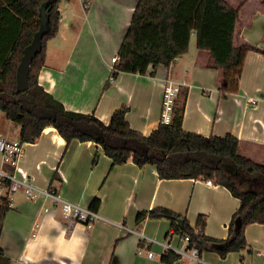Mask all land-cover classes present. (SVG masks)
Here are the masks:
<instances>
[{"label":"crops","instance_id":"0c3cea01","mask_svg":"<svg viewBox=\"0 0 264 264\" xmlns=\"http://www.w3.org/2000/svg\"><path fill=\"white\" fill-rule=\"evenodd\" d=\"M81 1L86 10L85 24L70 20L69 31L77 34L71 36L63 32L67 10H63L61 2L59 32L47 44L46 64L39 75V84L66 110L94 114L109 125L114 112L126 106L131 128L149 136L163 123L165 86L173 82L179 92L172 120L175 110L184 104L185 131L204 137L232 134L240 141L242 155L264 163L263 54L248 52L241 74L236 76L237 88L224 91L219 87L222 73L207 67L209 54L191 48L192 38H196L193 34L189 51L169 68L161 67L155 75L121 73L111 80V60L118 56L139 0ZM227 1L235 8L241 7L237 24L240 39L264 49V0ZM101 15L110 31L105 37L111 46L95 58L85 52V46L90 34L96 36V19ZM0 137L20 140V128L2 111ZM3 168L13 172V168ZM18 170L17 174L29 177L35 187L53 189L63 199L83 207L91 208L97 199L95 211L105 221L90 226L72 224L63 219L61 205L56 201L44 197L27 199L23 191L16 192L12 194L13 207L5 217L0 239L10 264H19L25 240L34 236L41 225H45L46 232L50 229L53 236L58 234L47 225L49 218H54L69 236L76 232L84 239L80 264H162V255L169 251L165 246L172 251H185L188 244L168 220L146 219L139 223L138 215L167 209L185 217L193 227L203 215L207 221L205 234L224 240L232 216L240 207V200L215 182L208 185V180L202 178L161 179L155 166L139 167L131 160L113 166V159L101 145L80 140L67 143L53 127L46 128L37 142L25 144ZM246 238L249 246L242 253L243 261L241 253L222 258L206 251L200 254L201 263L183 257L175 264H264V225L247 226ZM149 239L155 243L149 244ZM150 252L154 253L153 258L149 257ZM62 259L71 264L67 257ZM41 264L56 261L46 259Z\"/></svg>","mask_w":264,"mask_h":264},{"label":"trees","instance_id":"16d2710c","mask_svg":"<svg viewBox=\"0 0 264 264\" xmlns=\"http://www.w3.org/2000/svg\"><path fill=\"white\" fill-rule=\"evenodd\" d=\"M69 0H0V111L20 128V142L35 143L48 127L71 143L93 141L113 159V166L133 161L139 167L155 166L161 179L211 180L226 187L240 200L232 216L228 237L215 239L205 234L206 218L200 215L196 226L183 216L167 209L138 215L146 219H165L175 233L188 236L189 248L200 254L206 251L226 258L230 253L248 249L246 228L264 225V163L240 153V141L232 134L204 137L183 129L184 104L175 110L170 124H160L149 136L131 128L123 106L114 112L109 125L94 114L66 110L65 106L39 84L46 64L47 44L59 32L60 4ZM244 0L243 2H245ZM46 10L47 32L42 50L30 65L27 91L17 90V74L25 50L41 28V11ZM240 9L227 0H139L114 64L111 80L121 73L155 75L169 68L189 51L191 37L196 46L209 54L207 67L222 73L221 90H234L248 52L260 49L240 39L237 24ZM97 156L95 158L96 162ZM99 201L93 200L96 210ZM9 207L0 208V239ZM179 221H182L179 224ZM181 256L174 251L162 255V264H175ZM244 260V255H241ZM0 264H10L0 246Z\"/></svg>","mask_w":264,"mask_h":264},{"label":"built area","instance_id":"2783aa9c","mask_svg":"<svg viewBox=\"0 0 264 264\" xmlns=\"http://www.w3.org/2000/svg\"><path fill=\"white\" fill-rule=\"evenodd\" d=\"M117 60L118 57H114L113 64H115ZM178 92L179 88L174 86L173 82H169L165 86L163 124H170L172 121V111ZM24 146L25 143L20 141H9L4 137H0V164L2 166L0 168V208L7 206L11 209L13 207L12 194L23 191L27 199L44 197L59 203L61 205L62 217L69 223H84L90 226L101 221H105L99 212L89 207H83L79 204L65 200L53 189H39L33 185L29 177L17 174L19 171L18 164L23 154ZM5 166L13 168V172L4 170L3 167ZM206 183L208 185H212L213 181L208 180ZM38 226L39 225L37 224V227ZM120 226L124 228L123 224ZM131 232L138 234L135 231ZM183 239L185 242H187V244L190 241L188 236L184 237ZM148 242L149 244L155 243V241L152 239H149ZM165 247L168 248L169 251H172L170 247ZM173 251L179 254L181 258L188 257L198 263L203 261L199 251L195 248H189L187 246L185 251ZM149 257L153 258L154 253L150 252Z\"/></svg>","mask_w":264,"mask_h":264},{"label":"clouds","instance_id":"9594fccd","mask_svg":"<svg viewBox=\"0 0 264 264\" xmlns=\"http://www.w3.org/2000/svg\"><path fill=\"white\" fill-rule=\"evenodd\" d=\"M47 225L55 228L58 234L53 236L50 229L46 232L45 225H41L34 236L25 240L19 264H41L46 259H52L56 264H67L62 257H67L71 264H80L84 239L76 232L69 236L54 218H49ZM46 253L53 255L49 257Z\"/></svg>","mask_w":264,"mask_h":264},{"label":"rangeland","instance_id":"374dc122","mask_svg":"<svg viewBox=\"0 0 264 264\" xmlns=\"http://www.w3.org/2000/svg\"><path fill=\"white\" fill-rule=\"evenodd\" d=\"M81 2H82L81 0H70V1H62V4H61V7L63 8V10L65 9L67 10V13H66L67 19L63 22L64 24L63 32H65L66 34L70 36L77 35L74 32L69 31L68 24L70 20L75 19L79 21L81 24H85L84 12H86V10L82 7L83 4L81 5ZM259 12L261 13V11ZM103 19H104L103 15L100 16L99 20L96 19L97 20V24L95 28L96 36L94 37L92 34H90L88 45L85 46V52L90 54L91 56H95V58L102 56L101 52H104L106 48L111 46L108 43V39L105 37V34L110 33V31L108 30L107 22L103 21ZM196 47H197L196 38L193 37L191 48L193 49V51H196L197 50ZM51 52L54 53L53 50H51ZM113 58L111 60L112 64H113Z\"/></svg>","mask_w":264,"mask_h":264},{"label":"water","instance_id":"95a60500","mask_svg":"<svg viewBox=\"0 0 264 264\" xmlns=\"http://www.w3.org/2000/svg\"><path fill=\"white\" fill-rule=\"evenodd\" d=\"M49 3H47L44 8L41 11V28L36 33L32 44L26 48L25 54L22 58V62L18 69L17 74V90L19 92L27 91L30 87L29 84V72H30V65L36 58V56L41 52L42 50V39L47 32V22H46V10L48 8ZM182 221H179V224H181Z\"/></svg>","mask_w":264,"mask_h":264}]
</instances>
